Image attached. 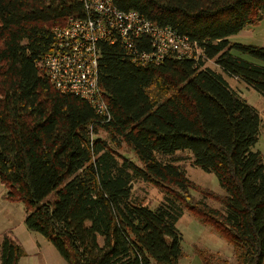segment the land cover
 <instances>
[{
  "label": "trees",
  "instance_id": "16d2710c",
  "mask_svg": "<svg viewBox=\"0 0 264 264\" xmlns=\"http://www.w3.org/2000/svg\"><path fill=\"white\" fill-rule=\"evenodd\" d=\"M112 3L187 37L190 54L142 64L121 41L98 42L106 120L87 100L59 91L45 69L57 43L52 28L86 16L85 0H0L5 198L25 205L26 227L68 264H179L177 224L185 212L232 245L236 264H264V156L255 149L262 120L206 65L213 60L264 96V46L231 39L263 19L264 0ZM130 48L153 50L147 35ZM177 152L215 173L224 194L191 180ZM138 180L162 192L156 207L134 195ZM198 252L204 264H228L218 253ZM25 254L3 237L0 264H19Z\"/></svg>",
  "mask_w": 264,
  "mask_h": 264
},
{
  "label": "built area",
  "instance_id": "2783aa9c",
  "mask_svg": "<svg viewBox=\"0 0 264 264\" xmlns=\"http://www.w3.org/2000/svg\"><path fill=\"white\" fill-rule=\"evenodd\" d=\"M87 15L71 17L64 25L52 28L57 43L45 58V69L50 81L61 92H71L87 100L96 111L109 120L110 108L99 82L101 40H117L125 44L134 60L142 64L160 62L171 52L180 57L190 54L187 37L177 35L142 16L136 10H122L112 0H85ZM149 36L151 52H133V41Z\"/></svg>",
  "mask_w": 264,
  "mask_h": 264
},
{
  "label": "rangeland",
  "instance_id": "374dc122",
  "mask_svg": "<svg viewBox=\"0 0 264 264\" xmlns=\"http://www.w3.org/2000/svg\"><path fill=\"white\" fill-rule=\"evenodd\" d=\"M232 41L264 46V16L259 22L248 26L240 34L235 35V39ZM236 54L255 63L261 62L251 55L240 52H236ZM206 65L221 74L236 93L258 110L262 127L255 149L264 156V96L242 79L228 75L213 60L207 61ZM129 155L132 156V153L129 152ZM177 156L183 158L179 164L186 170V174L191 180L217 193L224 194V189L215 173L194 166L186 152H177ZM6 191L7 188L0 182V244L3 237L9 235L22 245L26 254L20 259L19 264H68L42 234L30 231L26 227L24 223L27 215L25 205L19 201L14 202L6 199L4 197ZM133 193L140 198H148L152 207H156L164 196L159 189L142 180L134 183ZM194 194L200 197L197 192ZM207 202L213 207L221 208V205L214 200L209 199ZM177 226L182 234L181 246L184 253L179 264H204L198 252L199 249L218 253L227 259L228 264H236L232 245L209 226L200 222L194 215L185 212Z\"/></svg>",
  "mask_w": 264,
  "mask_h": 264
},
{
  "label": "crops",
  "instance_id": "0c3cea01",
  "mask_svg": "<svg viewBox=\"0 0 264 264\" xmlns=\"http://www.w3.org/2000/svg\"><path fill=\"white\" fill-rule=\"evenodd\" d=\"M240 33H241V32H240ZM240 33H239V34H240ZM237 35H238V34H237ZM231 39H235V35H234V36H232V37H231ZM4 197H5V196H4Z\"/></svg>",
  "mask_w": 264,
  "mask_h": 264
}]
</instances>
